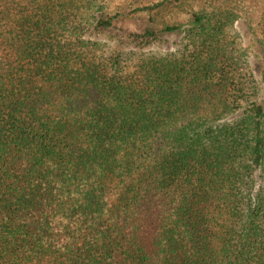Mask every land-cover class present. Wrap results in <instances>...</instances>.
I'll use <instances>...</instances> for the list:
<instances>
[{
    "label": "trees",
    "instance_id": "16d2710c",
    "mask_svg": "<svg viewBox=\"0 0 264 264\" xmlns=\"http://www.w3.org/2000/svg\"><path fill=\"white\" fill-rule=\"evenodd\" d=\"M110 1L0 0V264H264L259 1Z\"/></svg>",
    "mask_w": 264,
    "mask_h": 264
},
{
    "label": "rangeland",
    "instance_id": "374dc122",
    "mask_svg": "<svg viewBox=\"0 0 264 264\" xmlns=\"http://www.w3.org/2000/svg\"><path fill=\"white\" fill-rule=\"evenodd\" d=\"M150 0H112L110 1V7L111 8H127L131 7L133 5H142L147 4ZM259 1V15L264 13V1ZM128 28L132 29V27L137 28L139 26H143L141 21H131L130 24H128ZM237 29L241 32L243 35L245 46L248 47L250 51V58L252 63L258 67V76L259 73H261L262 70V63L264 61L263 54H262V48L260 44L257 41L256 36L253 35V33L248 28V25L245 21L241 20L237 24ZM94 35H97L96 37L103 38L105 40L111 39V40H117L119 39V32L118 31H110V32H104L101 31H91ZM182 38V34H172V35H165L162 36L159 39L154 40L149 47L145 48V50H151V51H158V52H166V51H172L175 49L176 44L180 42ZM138 47V42L135 44H132L128 47L131 49L133 47ZM264 97V92H263Z\"/></svg>",
    "mask_w": 264,
    "mask_h": 264
}]
</instances>
